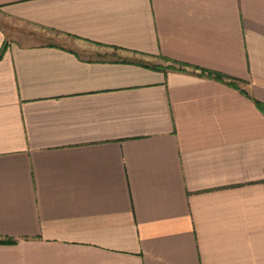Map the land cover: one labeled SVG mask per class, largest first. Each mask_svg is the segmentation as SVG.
<instances>
[{
    "label": "crops",
    "instance_id": "crops-1",
    "mask_svg": "<svg viewBox=\"0 0 264 264\" xmlns=\"http://www.w3.org/2000/svg\"><path fill=\"white\" fill-rule=\"evenodd\" d=\"M260 106L264 0H0V264H264Z\"/></svg>",
    "mask_w": 264,
    "mask_h": 264
},
{
    "label": "trees",
    "instance_id": "trees-1",
    "mask_svg": "<svg viewBox=\"0 0 264 264\" xmlns=\"http://www.w3.org/2000/svg\"><path fill=\"white\" fill-rule=\"evenodd\" d=\"M169 68H171V69H177L179 71H182V70L184 71V69H182V65H180L179 68H175V67H172V66L169 67ZM200 73L201 74H204V75H207L208 77L215 78L217 80H223L224 79V76L222 74H220V73L210 72V71H205V70H201ZM230 84L231 85H234V82L233 81H230ZM260 108L262 109V111H264V108H262L261 106H260ZM14 242L15 241L12 240V239H4V240L0 241V243H6V244H11V243H14Z\"/></svg>",
    "mask_w": 264,
    "mask_h": 264
}]
</instances>
